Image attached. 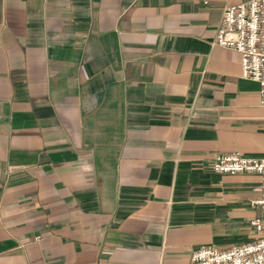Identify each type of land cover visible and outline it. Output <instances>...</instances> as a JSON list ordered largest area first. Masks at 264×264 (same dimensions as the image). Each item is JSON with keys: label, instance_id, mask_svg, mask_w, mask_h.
Wrapping results in <instances>:
<instances>
[{"label": "crops", "instance_id": "1", "mask_svg": "<svg viewBox=\"0 0 264 264\" xmlns=\"http://www.w3.org/2000/svg\"><path fill=\"white\" fill-rule=\"evenodd\" d=\"M247 0H0V264H190L258 237L259 86L212 45Z\"/></svg>", "mask_w": 264, "mask_h": 264}, {"label": "built area", "instance_id": "2", "mask_svg": "<svg viewBox=\"0 0 264 264\" xmlns=\"http://www.w3.org/2000/svg\"><path fill=\"white\" fill-rule=\"evenodd\" d=\"M211 44L230 49L238 55L241 77L258 84L260 104L264 108V0H247L224 6ZM211 171L215 174L251 173L261 177L259 198L253 202L260 208L261 216L249 221L258 238L223 251L198 247L190 252V264H264V156H216Z\"/></svg>", "mask_w": 264, "mask_h": 264}]
</instances>
